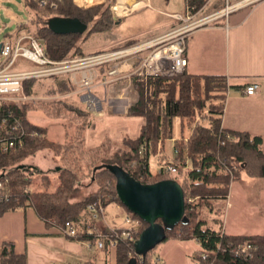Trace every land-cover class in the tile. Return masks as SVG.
I'll use <instances>...</instances> for the list:
<instances>
[{
    "label": "trees",
    "instance_id": "obj_1",
    "mask_svg": "<svg viewBox=\"0 0 264 264\" xmlns=\"http://www.w3.org/2000/svg\"><path fill=\"white\" fill-rule=\"evenodd\" d=\"M202 1L195 0L196 5L200 6ZM187 2L191 0H185ZM110 5L99 3L79 7L72 0H60L52 8L40 7L29 1L27 7L30 8L31 17L28 22L18 25L17 32L24 31L39 39L48 59L57 62L70 60L84 55L81 43L91 33L111 30L119 21L113 18ZM52 16L77 17L87 28L81 33H55L48 26V19ZM33 80L29 78L22 81L26 95ZM132 84L137 91V100L128 107L126 114L140 116L144 121L135 137H123L124 147L110 153L100 152V146L85 147L82 136L69 138L66 142L49 139L45 134L46 128L33 123L27 115L28 111L41 108L45 113L59 116L69 108L76 113L75 117L77 115L83 119L75 130V134L79 135L83 130L87 110L60 99L47 102L24 100L20 107L13 102L0 104V113L10 109L24 130L23 145L20 148L0 151V180L3 184L0 190V214L28 205L45 224L59 226L66 220L77 221L87 210V204L94 200L100 201L102 205L110 200L121 204L116 194L115 177L103 167V164H115L142 183L174 178L181 184L184 193L183 219L172 229L166 230L165 239L193 237L200 250L209 252L204 260H198L199 264H264V234H228L221 228L207 225L200 217L202 206L211 209L210 200L222 201L227 198L230 182L239 171L250 178H262L264 186L261 136L221 126L223 103L217 102V99L225 98L227 86L224 76L193 74L184 67L171 76L144 77L133 74ZM60 86L68 91L73 88L70 83H62ZM209 97L212 101L204 110L205 99ZM173 116L180 117V120L186 119L188 124L193 121L188 136L174 140L175 156L172 161L163 162L175 166L176 174L172 176L166 167L153 173L148 167L149 152H156L158 141L170 137ZM7 124H12L11 118ZM18 132L14 130L15 134ZM226 133L232 134L234 139L227 140ZM44 150L49 151L53 159L59 162L54 168L56 182L51 190L48 188L53 182L47 172L24 162L27 157ZM226 167H232V174ZM35 175L41 179L43 188H30ZM85 179L88 182L85 183ZM82 186L95 188L80 196ZM28 187L29 191H25ZM107 195L111 197L106 198ZM221 209L217 208V211ZM126 210L130 215L138 217ZM141 221L138 233L146 226ZM73 237L91 238L92 234L77 230ZM114 242L115 264H127L132 257L135 258L134 264H152L154 248L142 257L134 253L133 243L127 239L115 238ZM241 242H249L254 246L252 256L235 252L236 245ZM0 264H26V258L24 254L15 252L12 241H3L0 244Z\"/></svg>",
    "mask_w": 264,
    "mask_h": 264
},
{
    "label": "crops",
    "instance_id": "obj_2",
    "mask_svg": "<svg viewBox=\"0 0 264 264\" xmlns=\"http://www.w3.org/2000/svg\"><path fill=\"white\" fill-rule=\"evenodd\" d=\"M107 1L112 4L114 0H99L90 4H85L83 0H74L75 3L85 6H92L99 2L106 3ZM213 4L209 11L221 7L223 2L220 0ZM120 6L126 9L123 4ZM26 12L28 17L22 22H28L30 19V11L26 10ZM206 12L208 11L201 14ZM174 13L178 12H165L172 19H175L172 16ZM19 16L21 17V15ZM117 19L119 20L120 17ZM8 23L9 20L7 25ZM18 25L15 24V29L10 32L11 38L26 33L24 31L17 32ZM167 26L133 43L137 44L160 36L169 31L166 29ZM184 55L186 57L185 69L189 73L224 76L227 88L225 92L226 104L220 114L221 126L227 129L245 130L252 134H259L262 138L261 147L264 151V0L189 29L185 33ZM132 62L133 65H137V60ZM17 63L16 61V67L14 64L12 70L23 69L20 68V63L18 65ZM106 66L109 64L98 67L105 68ZM131 71L132 69H130ZM132 76L130 87L134 89ZM115 78L117 77L104 79L102 82L108 81L109 83H103V90H94L93 93L99 99L106 97L118 101L124 99L122 91H118L119 88L120 90L123 88L120 87L121 84L112 83ZM253 82L259 84V91L253 95L244 94L241 88ZM66 91L70 92L72 89ZM163 159L172 161L169 157ZM162 162L160 161V163ZM254 181L248 180L245 183L247 192L251 191ZM257 194L256 199L246 201L244 208L247 212L243 214L245 221L250 222L247 229L243 232H231L222 227L223 232L246 235L264 234L263 182L257 188ZM110 203L114 204L112 210L120 219L118 224L111 222L104 212ZM123 207L115 200H110L103 205V214L96 220L91 219L89 211L85 210L81 217L74 221V225L78 231H86L92 234L91 238L69 237L61 234L56 225L45 224L37 216L34 209L28 205L5 211L0 214V244L3 241H12L15 252L25 255L26 264H115V247H110L104 243L101 248H98L96 246V234L101 230L126 226L124 216L129 213ZM90 226H93V229H90ZM170 239L173 241V246L182 245L181 243L186 245L187 242L191 241L200 250L199 244L193 237L187 239L171 237L155 246L157 250L154 249V251H156L157 256L154 257L159 258L160 251L162 254L163 251L166 252V248L163 250L162 247ZM195 253L196 250L192 249L190 256L193 258Z\"/></svg>",
    "mask_w": 264,
    "mask_h": 264
},
{
    "label": "rangeland",
    "instance_id": "obj_3",
    "mask_svg": "<svg viewBox=\"0 0 264 264\" xmlns=\"http://www.w3.org/2000/svg\"><path fill=\"white\" fill-rule=\"evenodd\" d=\"M17 1L19 0H5L1 3L0 42L3 40L6 33H10L15 29V24L7 25L8 16L5 15L6 10L9 9L16 12L21 15L22 19L28 17L26 10L18 9L16 4ZM106 4H108V1ZM212 5L214 4L211 3L206 11H209L213 7ZM134 8L133 10L128 11V14L126 13L123 16L120 15L116 17L115 19L119 17L120 19L111 30L91 33L81 43L84 55L76 56L72 59H81L96 53L127 47L133 45V42L135 41L164 29L167 25L168 28L166 29L170 30L178 25L188 22V20L181 21L172 19L169 15L165 14V12H178L183 15L185 11L187 12V9L185 8V0H139V3ZM160 45L161 44L157 47ZM163 45L164 44H162V46ZM150 49L144 51L142 56H145ZM129 61H131L132 67L135 66L132 62L133 59H129ZM17 62L20 63V68H34L38 66L23 57H18ZM14 67H16V64ZM108 69L109 66H106L105 68L97 66L82 70L87 74V77L92 78L93 84H97L95 87L91 88L92 91L103 90L104 85L100 84V82L108 78L117 77L112 80V83H120V87L127 85L128 78L122 76V71L116 75H109L107 73ZM80 73L81 70H76L72 72L58 73L56 74V77H34V80L29 85L30 91L26 95L28 98L27 100L47 102L60 99L64 100L67 104L87 110L84 100L86 90L83 85H80ZM62 83L73 84L72 91L67 92L61 88L60 85ZM108 83L109 82H107V84ZM49 90H53V92H49ZM110 93L112 94V92ZM123 96L124 99L120 100L121 102L108 97L100 99V106L97 110H87L88 113L84 119L83 130L79 135L75 134V130L78 124H82L81 122L83 119L81 116L76 115L75 117L76 113L72 112L69 108L65 110V113L60 114L59 116L45 113L41 108L30 110L27 112V115L33 123L46 128L45 134L49 139L66 142L69 141V138L77 139L82 136V143L85 147L100 146V152L103 151L110 153L113 150L124 147L122 142L123 137H135L144 121L140 116H129L125 113L126 109H128L127 107L137 100L136 91L129 86L127 91H124ZM210 101H212V98L210 97L205 99L204 110H206L207 104ZM217 102H222L224 107L226 104V98L222 100L217 99ZM181 120L180 117L173 116L171 119L170 137L168 136L163 139V141H158L156 152H149L148 167L151 172L155 173L158 171V164L160 161H165L163 159L164 157L172 159L175 156L174 140L181 137H187L190 133L193 121L188 124L186 119H183L182 122ZM69 156H71L70 153ZM24 162L34 164L37 168L45 170L53 182L48 189H53L56 182L54 168L59 162L53 159L52 154L49 151L44 150L38 154L29 156ZM188 165L189 162L187 160L186 166ZM175 174L176 173L174 172L171 173L172 176ZM248 180H255L251 186V191L249 192L246 191L245 185ZM84 181L86 183L88 182V179H85ZM262 182L263 179L260 177L249 178L242 171H239L233 176L230 182L227 198L222 201L216 199L210 200V205H212L211 209H209L208 206H202L200 209V217L203 218L208 225L215 228L224 227L227 231L231 232L245 231L247 226L250 225V222L245 221L243 215L246 212L244 209L246 201H252L258 197L257 188ZM30 188H43L41 185V179L38 175H35V181L30 185ZM94 188L95 186H82L79 194L80 196L86 195ZM109 197L111 196H106V198ZM113 206V203L108 204L104 209V212L110 218L111 222L118 224L120 219L113 212ZM217 208L222 209L217 211ZM172 242L173 241L170 239L168 243L163 245L162 248L163 250L166 248V252L163 251L162 254L160 251V255H158L159 261L154 262L153 264H198V259L190 256L192 249L196 250V252L199 251L198 248H196L195 243L190 241L187 242L186 245L181 243L182 245L173 246ZM154 249L152 250V259H154V256H157Z\"/></svg>",
    "mask_w": 264,
    "mask_h": 264
},
{
    "label": "built area",
    "instance_id": "obj_4",
    "mask_svg": "<svg viewBox=\"0 0 264 264\" xmlns=\"http://www.w3.org/2000/svg\"><path fill=\"white\" fill-rule=\"evenodd\" d=\"M4 1L5 0H0V5ZM29 1L35 2L40 7L49 6L52 8L60 2V0H19L16 2L18 9L30 11V8L27 7V2ZM95 1L99 0H83L85 4H90ZM216 1L203 0L201 5L197 6L195 0H191V2H187L185 5L187 9L185 14H172L175 19L188 20V22L178 25L150 40L119 49L96 53L76 60L52 61L46 56L43 43L31 34L22 33L16 36V38H11L10 33H6L1 41L0 47V104L13 102L16 106L20 107L22 102L28 99L23 91L22 81L24 79L34 78L36 76H53L58 73L81 70L79 81L80 85H83L86 90L84 94L86 108L89 111H95L100 106V99L93 93L91 88L95 87L97 84H93L92 78L87 77V74L82 71L83 69L109 64V69L107 70L109 75H116L122 71V76L128 78L127 85L122 86L123 88H121V90L120 88L118 89V91H122V93H124V91L126 92L130 86L131 76L133 74L144 77L175 75L186 65V57L184 55L185 33L189 29L227 15L229 12L242 7L251 6L261 0H222L223 5L221 7L201 14L207 10L211 3H216ZM72 2L79 7H89L75 3L74 0H72ZM130 2L131 0H114L110 5L113 18L123 15L118 12V6L120 4H123L128 12L133 10L134 7L132 5L139 3V0H133L131 4ZM198 13L200 14L197 15ZM5 15L9 18L8 25H18L23 20L19 14L9 10H6ZM159 44L161 45L157 47ZM162 44L164 45L162 46ZM148 49H150L149 52L145 56H142V53ZM18 57L26 58L38 66L34 68L12 70L11 68L18 60ZM129 59H133V61L137 60V65L132 67ZM130 69H132L131 72ZM107 82L108 81L100 82V84ZM241 91L246 95H253L259 91V84L255 82L246 84L241 88ZM9 118L12 119V124L10 125L7 124ZM14 130H19V132L15 134ZM23 135L24 130L18 118L12 115L10 109H4V111L0 113V151L7 152L20 148L23 145ZM225 138L231 141L234 139V136L230 133H226ZM158 166V171L166 167L171 173L176 172L175 166L171 163L165 165L162 162L159 163ZM226 169L232 174V167H226ZM2 188L3 184L0 180V190ZM24 190L29 191V187ZM86 208L90 213L91 219L96 220L103 214V205L100 201L94 200L89 202ZM124 222L127 224L124 227L109 228L105 231H99L96 234V246L101 248L104 243H107L110 247H115V238H124L133 243L134 239L139 234L138 231L142 226V221L138 217L126 214L124 216ZM90 227V229H93V226ZM57 228L59 232L65 236H76L77 230L72 220H66L63 225H59ZM253 248L254 246L251 243L241 242L236 245L235 252L250 257L252 256ZM208 253L207 250H199L194 254V257L198 260H204ZM157 261H159V258L154 257L152 264Z\"/></svg>",
    "mask_w": 264,
    "mask_h": 264
},
{
    "label": "water",
    "instance_id": "obj_5",
    "mask_svg": "<svg viewBox=\"0 0 264 264\" xmlns=\"http://www.w3.org/2000/svg\"><path fill=\"white\" fill-rule=\"evenodd\" d=\"M48 26L55 33H81L87 28L77 17L61 16L50 17ZM103 167L115 177L116 194L121 204L146 223L133 241L134 253L143 257L165 239L166 230L183 219V188L174 178L142 183L118 165L103 164ZM134 261L132 257L127 264H134Z\"/></svg>",
    "mask_w": 264,
    "mask_h": 264
},
{
    "label": "bare ground",
    "instance_id": "obj_6",
    "mask_svg": "<svg viewBox=\"0 0 264 264\" xmlns=\"http://www.w3.org/2000/svg\"><path fill=\"white\" fill-rule=\"evenodd\" d=\"M138 3H136V4H134L133 5V7H135L136 5H137ZM121 5V4H120ZM118 6V12L120 13V14H125L126 12H127V8L126 9H124V8H122L121 6ZM78 68V67H77ZM79 68H82V67H79Z\"/></svg>",
    "mask_w": 264,
    "mask_h": 264
}]
</instances>
